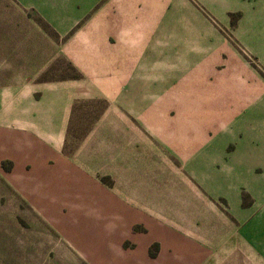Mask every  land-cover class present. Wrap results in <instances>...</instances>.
<instances>
[{
  "label": "rangeland",
  "instance_id": "1",
  "mask_svg": "<svg viewBox=\"0 0 264 264\" xmlns=\"http://www.w3.org/2000/svg\"><path fill=\"white\" fill-rule=\"evenodd\" d=\"M22 1L0 0V264H264V0L169 5L136 86Z\"/></svg>",
  "mask_w": 264,
  "mask_h": 264
},
{
  "label": "crops",
  "instance_id": "2",
  "mask_svg": "<svg viewBox=\"0 0 264 264\" xmlns=\"http://www.w3.org/2000/svg\"><path fill=\"white\" fill-rule=\"evenodd\" d=\"M209 1L214 4L229 3L227 0ZM174 2H177V6L179 4L181 6L186 0L22 1L24 6L36 9V13L54 29L57 35L67 38L60 52L68 55L71 61L82 63L85 59L92 60V56L96 57L97 67L103 72V80H106L101 82V85L130 86L138 84V67L146 65V62H142V58L145 59V55H151L154 48L160 46L159 44L154 46L153 39L161 37L163 29L165 31L169 29L168 7ZM188 11H191V8ZM164 15L165 20L162 19ZM181 17L184 24V20L186 21L184 12ZM189 20L187 15V21ZM163 21L165 27L162 25ZM79 55H87V57L81 58ZM246 122L248 125L244 130L252 136L253 126L256 124ZM260 128L257 127L256 130ZM263 135L264 128L258 135L259 139L263 140L262 144H264ZM248 145L243 148H247ZM260 148L264 149V146L260 145Z\"/></svg>",
  "mask_w": 264,
  "mask_h": 264
}]
</instances>
